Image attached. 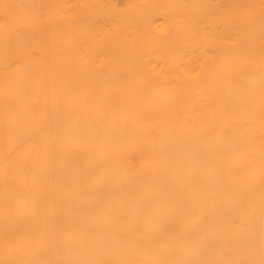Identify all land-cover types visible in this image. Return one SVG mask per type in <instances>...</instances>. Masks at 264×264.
I'll return each instance as SVG.
<instances>
[{"label": "bare ground", "instance_id": "1", "mask_svg": "<svg viewBox=\"0 0 264 264\" xmlns=\"http://www.w3.org/2000/svg\"><path fill=\"white\" fill-rule=\"evenodd\" d=\"M0 264H264V0H0Z\"/></svg>", "mask_w": 264, "mask_h": 264}]
</instances>
